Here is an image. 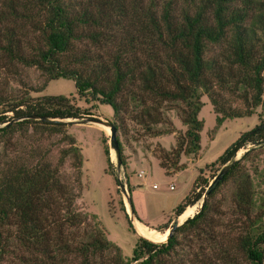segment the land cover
Masks as SVG:
<instances>
[{
    "label": "trees",
    "instance_id": "16d2710c",
    "mask_svg": "<svg viewBox=\"0 0 264 264\" xmlns=\"http://www.w3.org/2000/svg\"><path fill=\"white\" fill-rule=\"evenodd\" d=\"M59 77L72 78L79 97L111 105L116 132L125 133L128 119L150 135L173 132L174 109L185 128L155 151L166 171L179 170L181 156L200 148L202 94L216 126L264 109V0H0V262L13 254L23 264H264V195L254 180L264 183V165L255 163L262 113L213 161L212 178L232 163L202 206L166 241L138 236L125 256L76 202L83 155L67 118L87 109L73 94L31 95ZM119 164L126 168L122 152ZM201 181L197 174L174 216L198 202Z\"/></svg>",
    "mask_w": 264,
    "mask_h": 264
},
{
    "label": "rangeland",
    "instance_id": "374dc122",
    "mask_svg": "<svg viewBox=\"0 0 264 264\" xmlns=\"http://www.w3.org/2000/svg\"><path fill=\"white\" fill-rule=\"evenodd\" d=\"M25 72L32 84H38L42 80L36 68H26ZM14 84L18 85L17 82ZM42 94H73L75 102L87 109V113L82 117H77L76 120L72 118V121L67 125V130L75 137L83 155V188L76 202L82 211L97 215L107 230L108 238L121 248L125 256L132 254L137 237L142 236L139 234L141 232L137 225L138 222L142 221L141 223L144 222L143 224L159 229V231L163 230L165 225H168L166 228L170 226L175 217L174 207L187 195L197 174L203 181L196 184L195 191L203 190V193L195 201L198 202L194 204L197 206L194 213L199 209L204 191L212 180V175L220 166L219 163L213 161L223 153L240 132L250 129L259 121L258 113H262L264 116V109L257 106L250 115L226 118L216 126V113L206 94H202L203 104L198 113V116L203 120V127L200 130V148L196 154H183L180 162H183L185 166L179 170L170 171H166L159 164L155 149L158 143L170 148L175 144L178 131L184 130L185 125L175 110L168 111L174 122L175 130L158 135L145 133L139 124L128 119L125 133L119 130L116 132L121 144L120 152L127 162L126 168H124L120 164L117 165L115 149L109 145L110 131L108 128L110 130V126L94 120L95 118H104L112 121L113 109L111 105L79 97L76 93L74 80L66 77L52 79L43 90L31 92L33 96ZM235 104H240V102L236 101ZM7 114L10 115L12 112L9 111ZM103 136L107 139L109 146L111 170L108 168ZM247 146H252V143H248ZM240 149L242 150V148ZM246 163L251 170V163L249 161ZM255 163L258 167L264 165V148L260 149ZM116 177L120 183L123 182L124 190L120 183H116ZM254 180L257 189L256 195H259L260 192L264 195V183H258L257 177ZM154 183L156 187L153 186ZM129 186L135 213L129 206ZM120 200L123 201L124 206L126 205L129 219L134 228L136 227L134 230L129 226ZM185 218L183 213L180 219L184 220ZM229 232L232 236L236 233L232 228ZM185 241L184 239L182 244ZM235 254L240 260H244L239 251H236ZM0 264H23V262L15 255L10 254Z\"/></svg>",
    "mask_w": 264,
    "mask_h": 264
},
{
    "label": "water",
    "instance_id": "95a60500",
    "mask_svg": "<svg viewBox=\"0 0 264 264\" xmlns=\"http://www.w3.org/2000/svg\"><path fill=\"white\" fill-rule=\"evenodd\" d=\"M75 120L77 118H74ZM68 120H72V118H68ZM96 122H99V123H102V124H105V125H108L110 126V132H109V145L110 147H113L115 149V157H116V161H117V165H119V162H120V147H119V140L116 136V127H115V124L110 121V120H107V119H104V118H95L94 119ZM250 148V146H246V147H242V150L241 152H239V154H235V157L234 159H239L242 155V153H244L246 150H248ZM232 161H228L226 163H224L219 171L217 172V174L212 178V180L209 182V184L207 185L205 191H204V194H203V197L199 203V207L202 206V203L207 195V193L210 191V189L215 185V183L224 175V173L227 171V169L230 167ZM120 186L123 188L124 190V184L123 182L120 183ZM129 206H130V201H129ZM131 209V207H130ZM132 211V209H131ZM179 215L178 214L177 216H175L170 224V226L168 227V232H167V236H166V239L163 240V241H166L167 238L172 234L173 230L179 225L181 224L183 221H180L179 220ZM137 218V217H136ZM138 219V218H137Z\"/></svg>",
    "mask_w": 264,
    "mask_h": 264
},
{
    "label": "bare ground",
    "instance_id": "6f19581e",
    "mask_svg": "<svg viewBox=\"0 0 264 264\" xmlns=\"http://www.w3.org/2000/svg\"><path fill=\"white\" fill-rule=\"evenodd\" d=\"M108 131H110L109 128H108ZM196 207H197L196 205H193L190 208H188L187 211L184 212V218L191 216L194 213V210ZM179 220L183 221L180 218H179ZM137 225H138L140 232H141L139 234L142 235L143 237L147 238V239H150L153 241H163L166 239L168 229L165 230L164 232H161L155 228L148 227L147 225H145L141 222H138Z\"/></svg>",
    "mask_w": 264,
    "mask_h": 264
},
{
    "label": "built area",
    "instance_id": "2783aa9c",
    "mask_svg": "<svg viewBox=\"0 0 264 264\" xmlns=\"http://www.w3.org/2000/svg\"><path fill=\"white\" fill-rule=\"evenodd\" d=\"M139 174H141V172H139ZM153 186L156 187V184L154 183Z\"/></svg>",
    "mask_w": 264,
    "mask_h": 264
},
{
    "label": "crops",
    "instance_id": "0c3cea01",
    "mask_svg": "<svg viewBox=\"0 0 264 264\" xmlns=\"http://www.w3.org/2000/svg\"><path fill=\"white\" fill-rule=\"evenodd\" d=\"M126 206V205H125ZM139 220V219H138ZM142 222V221H141ZM144 223V222H143Z\"/></svg>",
    "mask_w": 264,
    "mask_h": 264
}]
</instances>
